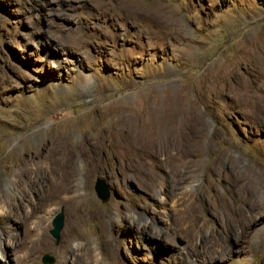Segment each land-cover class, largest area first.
Returning a JSON list of instances; mask_svg holds the SVG:
<instances>
[{
    "label": "rangeland",
    "instance_id": "obj_1",
    "mask_svg": "<svg viewBox=\"0 0 264 264\" xmlns=\"http://www.w3.org/2000/svg\"><path fill=\"white\" fill-rule=\"evenodd\" d=\"M40 221L26 264H264V0H0L7 264Z\"/></svg>",
    "mask_w": 264,
    "mask_h": 264
},
{
    "label": "bare ground",
    "instance_id": "obj_2",
    "mask_svg": "<svg viewBox=\"0 0 264 264\" xmlns=\"http://www.w3.org/2000/svg\"><path fill=\"white\" fill-rule=\"evenodd\" d=\"M64 188H65L64 190L68 196L67 199L73 200V199L77 198L78 194L71 196L74 193L73 186L71 183L66 184ZM43 225L44 224L41 221L38 223L36 222L35 226L31 227L27 231L21 246H18V245L15 246L14 260L16 261V263L26 264L28 262V260L36 253V252H34V250L32 252H29L28 251L29 247L35 246V247H37L36 250H38L39 248H41L42 245H44V243H45V242H43L44 231L40 230V229H42ZM70 230H71V228L69 229V231ZM70 232H73V231H70ZM69 235H71V234H69ZM34 237H35V239H34ZM73 237L76 239V241L78 243H77V246H75V247L71 246L69 248V250L67 251V257L65 259L66 262H68V258H69L73 262V264H94L96 259H97L96 258L97 256L95 255L94 249L91 247V245L86 242L85 236L76 232ZM12 244H14V243H12ZM22 245H24V247ZM20 252H23V256H19ZM9 253H10V251H9ZM9 253H8V255H9ZM0 257H2V262L5 264H7L8 262H11L10 257L7 256V258H6V256L4 255L3 252H1ZM72 262H71V264H72ZM69 263H70V261H69Z\"/></svg>",
    "mask_w": 264,
    "mask_h": 264
},
{
    "label": "water",
    "instance_id": "obj_3",
    "mask_svg": "<svg viewBox=\"0 0 264 264\" xmlns=\"http://www.w3.org/2000/svg\"><path fill=\"white\" fill-rule=\"evenodd\" d=\"M94 191L97 198L102 202H107L111 196V190L109 185L103 178H97L94 184ZM64 226V213L60 210L51 220V229L49 234L54 239L57 245L60 240V233ZM43 264H53L54 258L48 254L42 256L41 259Z\"/></svg>",
    "mask_w": 264,
    "mask_h": 264
}]
</instances>
